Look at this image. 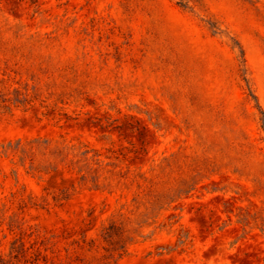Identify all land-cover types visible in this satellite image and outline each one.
I'll return each instance as SVG.
<instances>
[{"label": "rangeland", "instance_id": "obj_1", "mask_svg": "<svg viewBox=\"0 0 264 264\" xmlns=\"http://www.w3.org/2000/svg\"><path fill=\"white\" fill-rule=\"evenodd\" d=\"M0 264H264V0H0Z\"/></svg>", "mask_w": 264, "mask_h": 264}]
</instances>
